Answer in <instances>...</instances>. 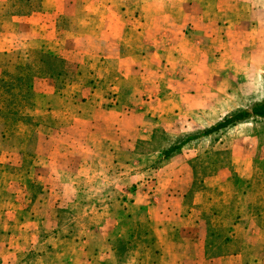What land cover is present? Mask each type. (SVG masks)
Wrapping results in <instances>:
<instances>
[{
	"label": "crops",
	"instance_id": "obj_1",
	"mask_svg": "<svg viewBox=\"0 0 264 264\" xmlns=\"http://www.w3.org/2000/svg\"><path fill=\"white\" fill-rule=\"evenodd\" d=\"M39 5L7 14L0 0V56L9 66L38 51L67 66L32 83L33 104L23 107L36 122L30 158L17 150L18 162H10L16 149L0 147L8 187L21 193L9 206L0 201V264H264V177L255 165L264 162V139L257 133L240 136L228 160L183 154L181 178L171 157L155 168L153 187L130 192L136 173L110 176L129 169L136 142L161 121L215 110L217 123L232 108L264 100V0ZM45 97L62 102L50 109ZM256 119L264 120L213 135ZM167 173L173 176L162 178ZM118 181L122 196L112 189ZM102 204L112 210L97 218ZM80 218L97 220L66 228Z\"/></svg>",
	"mask_w": 264,
	"mask_h": 264
},
{
	"label": "rangeland",
	"instance_id": "obj_2",
	"mask_svg": "<svg viewBox=\"0 0 264 264\" xmlns=\"http://www.w3.org/2000/svg\"><path fill=\"white\" fill-rule=\"evenodd\" d=\"M7 5H8V0H7ZM8 10V9H7ZM134 37H132L133 40ZM137 43V42H136ZM135 43V44H136ZM20 56L21 55H17V59L14 62L15 67H11V65L9 66V61H11L9 59V57L6 56H1L0 57V72H7V73H13L16 74L18 67L17 65L20 63ZM29 57H27V62L28 64H30V69L37 71V73H35V75L32 78V83L34 80H36L37 78H41V77H50V74H48L47 69L44 68L43 64H39L38 60H40L41 57L39 54L35 53V54H30L28 55ZM8 61V63H7ZM46 63L44 64H48L50 62H54L52 63V66L56 69H65L66 70V65L65 63H60L59 60H54V59H46L45 60ZM25 64V63H23ZM42 67V71L40 70V68ZM13 70V71H12ZM0 77H1V73H0ZM226 80V85H228V80ZM21 90H23V88H20ZM13 93H10L11 91H5L3 93L5 102L8 104V102H12V103H17L18 101H21L23 103H26V99L30 100L28 98V96L26 94L24 95H20L19 92L15 93L16 90H18V88L14 89ZM32 101V99L30 100ZM42 102H47L49 104L48 108L50 107H56L58 104H60L62 101L58 100L56 97L55 98H47L45 97V99H42ZM248 101H245L243 99V103H246ZM23 108V107H22ZM21 110V115L22 116H27V114H29L30 112L28 110H25L24 108ZM247 107L244 106H240V107H236V108H232L231 110L228 111V114L232 113V111H236L238 109H245ZM211 111H215V110H211ZM208 112L206 111V114L202 112V110L197 111L192 117L194 119H190L189 121L182 119V123H177V124H171L169 122H164L161 121V123L158 124L159 127H156L155 129H153L154 132V138H147V139H143L140 141V143L138 144V141L136 142L135 145V149L132 155H130V161L131 164L128 166L129 169L125 170V167H123L121 170H113V172L111 173V177L114 179H118L121 178V176H126L128 173H136L138 175V177H136L138 180L137 184H133L134 187H131L129 189V191H134L137 187V185H141L144 184V186H147V184L150 187H153V182L150 183V181H153L156 176L158 175V171L155 170V168L153 167V164L156 165V167H159L158 164L160 163L159 161H162L163 158L158 154V152L161 149H166L169 148L170 146H172L177 139H179L180 137H182L183 135L189 134V133H198L203 131L206 128H209L210 126L214 125L215 123L213 122V120H215V114L213 115V112ZM224 115V116H226ZM171 116L173 117V115L171 114ZM5 115H3V118L0 119L1 122V129L3 130V134L4 132L5 135L3 136V139L0 141V147L3 148V150H5L6 147H11V148H15L16 149V154H17V150H21L24 153H26L25 155V162L30 158L31 155V151L33 149H35L37 146H35L34 144V135L35 133H33L32 130H34V125H35V120H29L26 122H23L21 120H17L16 116H11L9 118V124L8 126H6V123L3 122ZM1 118V117H0ZM169 118V117H168ZM201 118H205L207 122H202ZM224 118V117H222ZM169 120V119H168ZM186 121V123H185ZM220 121V120H219ZM189 122V123H187ZM258 134L261 136V140L264 139V120H259L256 119L253 123V125H247V126H242V127H238V128H234V129H228L223 131L219 136L217 137L215 135H210V136H206V137H199L195 140H193L192 142H188L187 145H184V151H180L178 153H175L174 155H172L171 157H175L177 156V165H176V171L173 173V175L179 174V177L181 178L185 173L183 171V166L181 165L183 158H186L185 155L183 154H187L189 155V157L192 156V154H198L199 156L203 155L202 158H205L207 155L209 156V158H212L213 160H215L216 162L218 161V159H220L221 157H224L225 159H229L230 153L231 151L234 152L235 150V146L237 145V140L240 136H242L243 138L245 137V134L248 135H253V134ZM138 145V146H137ZM8 149V148H6ZM226 150L223 153H220L219 155H216V151L214 152V150ZM189 150V151H188ZM184 156V157H183ZM8 157V156H7ZM14 157V158H13ZM160 157L162 158V160L160 159ZM170 157V158H171ZM188 157V158H189ZM13 159H11L10 162H18L19 159V155L17 154L16 156H12ZM127 156L123 155H117V159L119 160H126ZM169 158V159H170ZM167 159V158H165ZM164 159V160H165ZM169 159L162 164V166L164 164H166L167 162H169ZM202 161L201 159L198 161L200 162ZM205 161V160H204ZM210 162V161H209ZM259 163V164H258ZM257 164V165H256ZM255 165L258 167V170H262L263 172V177H264V162L263 161H256ZM124 171L125 175H120L121 172ZM259 171V172H260ZM172 173L165 175H162V178H166V177H171L173 176ZM11 170L8 167L2 166L0 165V201L2 203L3 207L9 206V201H10V196H12L13 194L18 193L21 194L19 192V188L17 186H15L14 188L11 189V187H8V183L9 180L11 179ZM99 176V175H98ZM105 175H100V178H104ZM106 177H109L108 175ZM106 179V178H105ZM182 180V179H181ZM180 180V181H181ZM120 181L116 182L115 185H113L112 189H114L115 191H118V195L122 196L123 192L119 191V189L116 187V184L120 185L119 183ZM260 185L257 186V191L256 192H260ZM11 189V192H10ZM34 191L36 190V188H32ZM124 193H127V191H125ZM253 195V194H252ZM119 198V197H118ZM120 199V198H119ZM262 206L264 205V203H261ZM261 204H256L257 206H261ZM115 205H119L118 203H115ZM111 206H106V204H102L100 206V212H98L97 218H101L102 216L106 215V212L109 211L111 212ZM110 209V210H109ZM102 210V212H101ZM97 219H93L91 220L89 219H79L75 222V224H68L66 228H81L82 226H87L89 221L94 222ZM133 222V221H132ZM210 225L212 226V223H210Z\"/></svg>",
	"mask_w": 264,
	"mask_h": 264
},
{
	"label": "trees",
	"instance_id": "obj_3",
	"mask_svg": "<svg viewBox=\"0 0 264 264\" xmlns=\"http://www.w3.org/2000/svg\"><path fill=\"white\" fill-rule=\"evenodd\" d=\"M39 0H8L7 5V14H16V15H26L31 13L32 11H36V9L39 8ZM39 54L41 57L40 60H38V63L43 64L44 68L47 69L48 74L50 76H57L59 74L60 69H56L52 66V63L50 62L48 64L46 63V59H54L57 60L55 56L49 55V54H42L40 51L35 52ZM20 56V63L17 65L18 70L16 74L13 73H7L1 71V77H0V119L3 118V115H5L3 122L6 123V126L9 124V118L11 116H16L17 120H21L23 122L33 120L29 116H22L21 115V108L25 106H31L34 101L35 93L32 90V78L37 73V71L30 69V64L26 63L27 57L30 54H19ZM1 57V56H0ZM3 57V56H2ZM60 63H62L59 60ZM1 63V62H0ZM25 63V64H23ZM1 66V65H0ZM42 71V67L40 68ZM14 89L18 88L15 93L19 92L20 95L26 94L28 96V99H26V103H23L21 101H18L17 103L8 102V104L5 102L3 93L5 91H11L10 93L14 92ZM20 88H23L21 90ZM253 118H264V100L254 102L251 106L245 108V109H238L236 111H232V113L224 116L219 122L215 123L214 125L210 126L209 128L204 129L201 132L198 133H189L186 135H183L177 141L170 146L169 148L161 149L158 154L163 158L160 157L162 161H159L160 163L158 166H161L163 163H165L172 155L175 153H178L181 151V148L186 145L188 142H191L199 137H206L210 136L216 131H219L221 129H224L225 127H228L230 125L239 123V122H246ZM6 133V132H5ZM4 136V134H3ZM151 139L154 138V132L152 133ZM141 141V140H140ZM138 141V144L140 143ZM138 146V145H137ZM220 154V152H216V155ZM167 158V159H165ZM165 159V160H164ZM152 168H157L155 164H153ZM206 173V172H205ZM241 186H247L249 187V182L241 181ZM209 223L207 219V224ZM208 229L210 230L211 227L208 225Z\"/></svg>",
	"mask_w": 264,
	"mask_h": 264
}]
</instances>
